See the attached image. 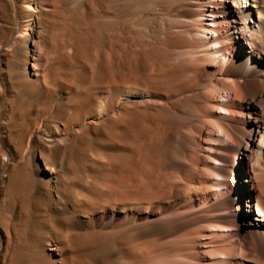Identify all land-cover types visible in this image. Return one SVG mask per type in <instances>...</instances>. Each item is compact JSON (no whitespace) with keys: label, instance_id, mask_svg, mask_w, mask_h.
Here are the masks:
<instances>
[{"label":"rangeland","instance_id":"rangeland-1","mask_svg":"<svg viewBox=\"0 0 264 264\" xmlns=\"http://www.w3.org/2000/svg\"><path fill=\"white\" fill-rule=\"evenodd\" d=\"M150 2L0 0V264L164 260L131 218V82L172 55Z\"/></svg>","mask_w":264,"mask_h":264},{"label":"bare ground","instance_id":"bare-ground-1","mask_svg":"<svg viewBox=\"0 0 264 264\" xmlns=\"http://www.w3.org/2000/svg\"><path fill=\"white\" fill-rule=\"evenodd\" d=\"M150 1L172 55L131 82V218L160 264H264V0Z\"/></svg>","mask_w":264,"mask_h":264}]
</instances>
